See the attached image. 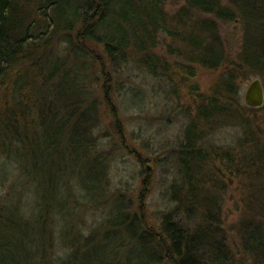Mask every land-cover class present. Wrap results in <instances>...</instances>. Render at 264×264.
<instances>
[{
    "label": "trees",
    "instance_id": "1",
    "mask_svg": "<svg viewBox=\"0 0 264 264\" xmlns=\"http://www.w3.org/2000/svg\"><path fill=\"white\" fill-rule=\"evenodd\" d=\"M166 1L0 0V158L9 162L11 148H22L25 142L31 148L25 153L34 151L37 154L39 140L48 138L55 130L60 138L59 152L55 153L61 162L58 183L67 172L70 159L82 158L97 171L99 184L104 189L98 188L101 192L106 190L109 157L102 158L100 152L104 139L100 118L102 107L108 115L114 113L108 102L113 92V86H110L113 75L105 76L101 88L103 106L99 100H91L93 92L87 90L88 84L80 77L88 69L87 62L95 60L88 46L94 45L100 48L103 59L102 62L95 60L99 66L98 79L103 78L107 66L117 69L132 58L135 65L144 68L149 76L166 79L171 87L170 95L174 93L176 100L182 94L187 103H195L193 117L190 110L183 112L188 124L179 145L181 166H185L187 157L196 156L202 160L199 155L211 154L219 168L229 175L234 168V172L244 178L253 172L264 175L262 152H259L257 167L248 157L247 151L252 143H264L252 133L244 132V137L238 140L236 153L218 155L203 147L202 143L203 137L216 133L227 112L236 114L234 122L244 119L247 109L239 103L240 94L234 76L250 71L264 80V45L258 43V31L254 27L247 28L246 18L238 11L240 8L235 0H229L234 11L220 6L217 0H185V5L173 17L174 24L183 28L177 33L171 29L163 10ZM237 1L248 10L256 9L258 2H264ZM115 18L120 21V26L113 28V34H101L103 29H108L107 22ZM234 19L244 21L245 38L237 59L229 60L217 22H232ZM186 27L190 30L188 36ZM169 39L178 41L181 50L165 45ZM159 45L166 49L165 56L175 53L184 63L169 67L156 53ZM76 63L79 70L75 69ZM196 70L214 76L215 81L207 94L194 83ZM170 73H173L172 78H169ZM46 149L53 153L55 144H47ZM54 182L51 191L56 185ZM173 189H176L177 196L171 198L169 194V201L174 207L161 213L156 229L141 213L132 210L128 197L125 200L123 194L111 196L119 206L109 215L110 229L113 227L129 236L121 248H128L133 241L137 243L134 253L124 262L116 254L109 256L107 253L103 258L100 254L88 252L91 244L97 245V250L101 251L109 240L117 237V233H110L108 229H103L100 235L98 232L79 234L77 245H68L65 248L67 253L56 256L54 231L58 229L57 223L55 227L49 217L46 226L49 230L42 232L40 229L49 216L48 207H44L46 202L43 206L37 200L35 214L27 218L16 208L21 205L20 198L0 197V203L14 205L12 219L8 221L9 208L0 204V233L4 235L0 237V264H264V203L256 214L261 222L249 220L239 224L237 242L230 244L231 240L220 228L217 202L210 208L185 206L184 199L179 198L182 185ZM78 194L77 199L84 200L83 194L87 191L80 186ZM51 197L50 194L48 198ZM28 198L30 203L29 195ZM138 209L141 212V205ZM25 222L34 228L29 230L30 236H35V227L41 231L38 235L43 236L44 241L39 253H36L38 250L30 252L31 244L29 253L20 254L18 244L5 242L4 238H14L9 231L11 226Z\"/></svg>",
    "mask_w": 264,
    "mask_h": 264
},
{
    "label": "rangeland",
    "instance_id": "2",
    "mask_svg": "<svg viewBox=\"0 0 264 264\" xmlns=\"http://www.w3.org/2000/svg\"><path fill=\"white\" fill-rule=\"evenodd\" d=\"M217 1L220 6L233 10L229 0ZM235 4L240 8L238 11L246 18L247 28L254 27L258 31V43L264 45V2H258V8L253 10L241 7V3L237 0ZM184 5L185 0H167L163 8L169 18L171 29L177 33H181L183 28L180 29L174 24L173 17L176 11ZM243 23L237 19L232 22H217L219 36L229 60H236L242 51L245 38ZM118 24L120 26L118 19H111L107 22L108 29H103L101 34L112 35L113 28ZM189 32L190 30L186 27L187 36ZM165 45L174 50H181V45L176 40L169 39ZM88 46L93 58L102 62L100 48L94 45ZM165 51L166 49L159 45L156 53L169 64V67L174 68L184 63L183 59L175 53L173 56H165ZM95 60H89L88 69L80 75L88 84L87 90L93 92L91 100L97 99L103 106L101 101L104 96L101 88L104 85L105 76L113 75L110 83V86H113V92L108 97V102L110 108L114 109V113L113 116L108 115L102 107L103 115L100 118V124L103 125L100 130L104 136L101 141L103 149L100 152L102 158L107 155L109 157L106 190L101 192L98 186L101 188L103 186L99 184L97 171L92 168V165H87L82 158L70 159L67 172L62 176L60 184L58 183L61 175L59 174L61 162L55 153L59 152L60 138L59 134L52 130L48 138L39 140L37 154L34 151L31 154L25 153L31 149L25 142L23 149L11 148L12 154L9 162L4 161L3 157L0 158V197L7 196L9 200L20 198L21 205L16 208L27 218L35 214L34 203L37 200L42 202L43 206L46 202L44 207H48L49 216L46 217V223L40 229L42 232L49 230L46 228L49 217L55 227L57 223L58 229L54 231L56 232L55 238H57V243L54 245L57 250L56 256L67 253L65 248L68 245H77L76 238L79 234L82 236L98 232L97 235H100L103 229H108L110 233H117V237L109 240L104 250L101 251L97 250V245L91 244L88 252L100 254L103 258L107 257V253L109 256L116 254L119 260L124 262L130 254L134 253L137 243L133 241L130 242L128 248H121L122 243H126L129 236L113 227L110 229L109 215L119 206L115 198L111 196L123 194L125 200L128 197L132 210L141 213L156 229L161 213L174 207L169 201V194L171 198L177 196L176 189L172 190V188L182 185L183 190L180 191L181 196L178 197L184 199L185 206L192 204L196 208H210L217 202L216 208L220 212V228L231 240L230 244H236L239 224L260 219L256 214L258 208L264 203V175L253 172L244 178L243 175H237L234 172L235 168L229 175L227 171L219 168L216 159L211 154L199 155V158H203L202 160L196 156L187 157L185 166H181V156L178 154L179 145L183 141V131L188 124V119L185 118L183 112L190 110V116L193 117L195 103H187L182 94L179 100H176L174 93L170 95L171 87L166 79H154L149 76L144 68L145 71L135 65L132 58L117 69L110 65L107 66L103 78L100 79L96 76L99 66ZM76 68L79 70L77 63ZM172 77L173 73H170L169 78ZM195 77L194 83L202 93L207 94L215 81L214 76L196 70ZM234 78H236V89L240 94L239 103L242 108L246 109L242 105V96L248 83L258 79L264 89V80L250 71L240 73ZM248 110L244 113V119L236 122H234L237 120L236 114L233 111L227 112L220 120L222 125L218 126L216 133L207 138L203 137V147L218 155L236 153L238 140L244 137V132L252 133L264 141V107L257 112ZM190 116L188 115L191 120ZM25 135L27 136V133ZM51 142L55 144L53 153L46 149L47 144ZM263 144L257 145L254 142L247 151L251 163L256 167L259 164V152H262L264 156ZM69 156L73 157L70 154ZM146 166L149 168L147 172H145ZM54 181L56 185L51 191V184ZM80 186L87 191V194H83L84 200L77 199ZM50 194L51 199L48 198ZM80 197L83 199L82 196ZM140 205L141 212L138 209ZM7 206L9 208L7 220L9 221L12 219L11 209L14 205ZM32 217L29 218L32 219ZM28 222L15 224L16 227L12 225L9 231L13 233L14 238H4L9 245L18 244L20 254L21 252L29 253L31 244L33 246L30 252L38 250L36 253H39L44 241L43 236L38 235V232H41L38 227H35V236H30L29 230L34 228L29 226ZM256 222H261V220ZM3 236V233H0V237ZM32 237L35 238L34 241L30 239Z\"/></svg>",
    "mask_w": 264,
    "mask_h": 264
},
{
    "label": "water",
    "instance_id": "3",
    "mask_svg": "<svg viewBox=\"0 0 264 264\" xmlns=\"http://www.w3.org/2000/svg\"><path fill=\"white\" fill-rule=\"evenodd\" d=\"M243 106L246 109L257 111L264 107V89L258 79L250 81L243 93ZM149 170L146 166L145 172Z\"/></svg>",
    "mask_w": 264,
    "mask_h": 264
},
{
    "label": "bare ground",
    "instance_id": "4",
    "mask_svg": "<svg viewBox=\"0 0 264 264\" xmlns=\"http://www.w3.org/2000/svg\"><path fill=\"white\" fill-rule=\"evenodd\" d=\"M242 105H243V96H242ZM145 170H146V168H145Z\"/></svg>",
    "mask_w": 264,
    "mask_h": 264
}]
</instances>
